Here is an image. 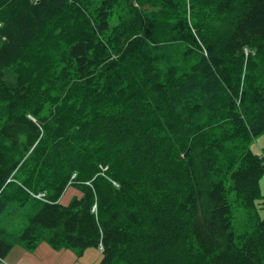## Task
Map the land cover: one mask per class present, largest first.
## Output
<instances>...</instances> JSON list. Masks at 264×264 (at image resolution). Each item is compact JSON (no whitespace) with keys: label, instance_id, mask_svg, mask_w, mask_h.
<instances>
[{"label":"trees","instance_id":"trees-1","mask_svg":"<svg viewBox=\"0 0 264 264\" xmlns=\"http://www.w3.org/2000/svg\"><path fill=\"white\" fill-rule=\"evenodd\" d=\"M260 135L264 0H0V258L164 264L166 195L188 264H264Z\"/></svg>","mask_w":264,"mask_h":264},{"label":"rangeland","instance_id":"rangeland-1","mask_svg":"<svg viewBox=\"0 0 264 264\" xmlns=\"http://www.w3.org/2000/svg\"><path fill=\"white\" fill-rule=\"evenodd\" d=\"M252 148L261 154L264 152V136H258L254 142ZM264 156V154L262 153ZM260 194L264 201V174L259 181ZM82 196V192L77 185H69L65 188L61 198L60 204L62 206H68L73 200L79 199ZM162 209V221L157 225V232L155 239L156 243L166 244L170 242L171 248L168 252L171 253V260L166 259L164 264H188L189 255V238L187 231L180 225L174 211L168 207L166 202V195L164 196L160 207ZM259 214L263 217L264 210L259 207ZM236 219L239 218V214H235ZM237 225L235 220L234 226ZM177 227V231L174 228ZM163 255V252L161 253ZM23 256L33 264H98L101 258L100 251L94 248L87 249L81 256H78L74 250H53L45 243L37 245L33 249H27L20 244L15 245L7 255L2 259L0 258V264H19Z\"/></svg>","mask_w":264,"mask_h":264},{"label":"built area","instance_id":"built-area-1","mask_svg":"<svg viewBox=\"0 0 264 264\" xmlns=\"http://www.w3.org/2000/svg\"><path fill=\"white\" fill-rule=\"evenodd\" d=\"M261 157L264 159V156L263 155H261ZM75 178V175H73L72 177H71V181L68 183V185L67 186H69V185H72V180ZM9 182H14V183H16V184H18L19 186H21L32 198H34V199H37V200H40V201H43V202H46V203H49V201L48 200H46V198H45V194L44 193H33V192H31V191H29L28 189H26V188H24L20 183H18L16 180H14L13 178H12V176L7 180V183H9ZM115 187H117V184L115 183V182H111ZM88 186H89V183H86ZM91 212L92 213H95L96 212V205L94 204L93 205V207H92V209H91ZM98 249L100 250V251H102V246L101 245H99L98 246Z\"/></svg>","mask_w":264,"mask_h":264},{"label":"crops","instance_id":"crops-1","mask_svg":"<svg viewBox=\"0 0 264 264\" xmlns=\"http://www.w3.org/2000/svg\"><path fill=\"white\" fill-rule=\"evenodd\" d=\"M19 264H33L32 262H30L28 259H25V256H23L22 260L20 261Z\"/></svg>","mask_w":264,"mask_h":264},{"label":"bare ground","instance_id":"bare-ground-1","mask_svg":"<svg viewBox=\"0 0 264 264\" xmlns=\"http://www.w3.org/2000/svg\"><path fill=\"white\" fill-rule=\"evenodd\" d=\"M151 151H152V150H151ZM142 171H143V170H142ZM144 171H146L145 168H144ZM137 172H139L138 169H137ZM146 172H148V171H146ZM139 173H140V172H139Z\"/></svg>","mask_w":264,"mask_h":264}]
</instances>
